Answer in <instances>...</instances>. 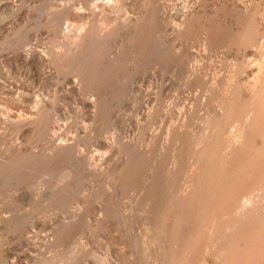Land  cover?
<instances>
[{
  "label": "rangeland",
  "instance_id": "1",
  "mask_svg": "<svg viewBox=\"0 0 264 264\" xmlns=\"http://www.w3.org/2000/svg\"><path fill=\"white\" fill-rule=\"evenodd\" d=\"M6 1L0 0V48L4 50H0L1 55L14 49L22 52V44L28 38L27 47L54 53L66 49L67 43L75 41L66 39L70 34L88 26L91 31L87 40L89 43H85L87 45L83 46L81 55L62 62L63 68L61 62L50 63L44 66L48 67L44 70L46 74L43 71H40L42 75L39 71L28 74L26 66L19 63L16 68L22 69V73L18 74L16 68L13 72L6 64L2 65L4 73L7 72L0 75V257L7 259L8 264L18 261L17 256L25 258L20 264L181 263L179 257H182L183 250L180 248H185L191 231L180 233L184 237L176 238L179 233L174 232L177 240L174 241L170 233L172 224L168 223L166 233L156 230L158 227L148 218L145 209L154 199L160 201L159 189L163 183L160 184V181L165 179L168 172L169 152L172 153L171 150L177 147L176 139H173L175 132L185 129L187 135L195 133L197 136L199 129L201 133L207 119L214 114L212 110L216 104L223 101L225 82L222 81L223 78L226 80L229 67L241 60L238 49L229 51L223 46H211L202 40L205 34L196 35V31L184 37L181 43L179 41L175 48L170 45L168 48L162 45L163 31L159 23L150 16L142 26L141 37H135L124 31L123 22L120 21L125 16L135 20L142 17L139 9H130V0H112L118 6L112 12L114 18L96 22L91 19V6L86 0H32L30 8L19 16H15L17 7L10 12L2 11L1 4ZM91 1L94 3L97 0ZM169 25L172 28L173 25ZM111 30L114 31L110 37ZM17 42L21 44L20 47ZM94 45L100 47L102 52L92 64L91 74H87L83 80V88L76 91L75 85L80 82L79 63ZM17 46L18 50L15 48ZM183 51L188 57L180 53ZM180 58L186 60L181 59L184 64H181ZM178 61L180 63H176ZM185 63L186 68L179 67V70L175 67L179 64L185 66ZM196 68H202L201 73L204 72L198 78L199 82L196 80L198 76L193 73ZM47 74L60 77L53 78L51 82ZM109 76L110 85L107 82V87L105 85L100 90L101 78ZM214 84L218 88H212ZM37 101L47 105L44 107L41 104L40 108L38 104L39 108L36 109ZM167 107L170 109L167 110ZM35 109H39L40 115L33 113ZM177 110L182 112L179 114ZM157 138L159 143L156 142ZM61 142H70L69 149L60 150L58 143ZM182 174L176 176L177 190L184 187ZM150 183L156 184L157 189ZM155 192L160 196L155 198ZM234 216L231 219L228 217L229 227ZM262 217L260 215L259 218ZM257 219L249 220L251 225L248 222L247 228L251 226V229L247 233L252 232V224L255 225ZM261 225L258 223L256 228L264 229ZM242 229L232 227L227 230V235L219 240L218 247L214 246L219 259L211 260V264H221V260H226L234 245L232 235L241 234ZM259 251L256 255L259 257H255V260L258 258L257 261L261 263L264 258ZM224 262L222 264H227Z\"/></svg>",
  "mask_w": 264,
  "mask_h": 264
},
{
  "label": "bare ground",
  "instance_id": "2",
  "mask_svg": "<svg viewBox=\"0 0 264 264\" xmlns=\"http://www.w3.org/2000/svg\"><path fill=\"white\" fill-rule=\"evenodd\" d=\"M131 1H132V6L130 9H132V11L135 9H139L142 12V17L135 20V19H132V17H130V16H127V17L125 16V18L123 20L120 19V21L123 22L122 25L125 28V30H124L125 32L131 33L135 37L140 36V34H142L141 33L142 32L141 31L142 26H144L143 24L145 23V20L147 22L148 21L147 18H149V16H150V18H152V20L154 22L159 23V26L161 27V30L163 31L162 32L163 33L162 38H161V42H162L163 46L168 47L170 45L172 48H175L174 46H176V44L179 41L181 43L182 39H184V37H187L188 35L191 36V33H193V31H196L197 34L194 33L196 35H198V34L201 35L202 33H204L205 39H202V40L205 41L207 44H210L211 46L216 45V46H219V48H220V46H223V48L226 47L227 49H229V51L233 48H237L238 49L237 54L239 55V57L241 59V60L238 59V61L240 60L239 63H235V65H233V66H230V64H229V66H230L228 69L229 74L226 77V80L223 78L225 76L222 77L223 78L222 82H225V85L223 88V93H222V95L224 94V96H222L223 101L221 102V104H220V102L218 105L216 104L215 108L212 110L214 112L212 117L211 118L209 117V120L207 119V121L205 120L206 124L203 125L204 126L203 131L200 133L199 131L201 129H199V131H198L199 134H198V132L196 133L197 136L194 135L195 134L194 132H193L194 134H192V135H187L185 132V129H183V130L181 129L179 132L174 131L176 133L175 134L176 137L174 135L175 138H173V139H176L177 147L174 150L173 149L171 150L172 153L169 152V154H170L168 157L169 161H167L169 168L167 170L168 172L166 173L165 179L163 181L158 180V181H160V184H161V182H163L161 184L162 186L159 184L161 189L158 188L159 190H161L160 191L161 197L159 198L160 201H157L154 199V201L155 202L157 201L158 203L157 202L155 203L154 201H152V203L149 204V207L147 206V209H145V210L147 211V214L149 215V217H148V215H146V217H148L150 220H153L154 221L153 224H155L156 228L158 227V229H156V230H160L162 233L167 232L168 223H169V225L172 224L173 227L171 228V232L169 231L170 227L168 228L169 229L168 231L170 233H172V235L174 234V232L179 233V235L176 234L175 238L179 237L181 235L183 236V234L180 235V233L191 231V236L188 233L190 239L189 240L187 239L188 242H187V244H185V246H184L185 248H183V247L180 248L183 250V252H182V257H179V261L181 260V263L178 262L179 264H211L210 263L211 260H214L215 258L219 259V256L217 255V253L214 249V246H217L219 244V240L222 238V236L227 235L226 234L227 230H229L232 227L234 229L237 227H242L243 228L241 231L242 233L239 232L241 234H238V233L233 234V235L231 234L232 236H234V239L231 237L233 240V243H234L233 248L231 247L230 252L228 251L229 255L227 253L228 257H226V260H224L225 258L224 259L222 258L223 260H221V262H219V261L218 262L221 264L224 261H225L224 263H227V264H264V262H261V263L258 262L257 261L258 258H257V260H255L256 259L255 257H259V256H256L258 251H259V247L261 248L260 251H261L262 257L264 258V256H263L264 255V229L259 230L258 228H256V227H258L257 226L258 223H260V225L263 224V226H264V210H263V206H262V205H264V0H167V1H170L169 3L166 0H130V2ZM86 2H87V4H89L91 6L89 14L91 15V19L93 22L100 21V20H102V21L112 20V18H114L112 15L113 14L112 12H114L115 10L118 9V6L116 5L117 3L116 4L113 3L112 0H97L94 3H92L91 0H86ZM86 2H85V5H87ZM114 2H116V1H114ZM31 3H32V0H8V1L1 4V8H2V11L5 13L8 11L10 12L11 10H14V7H17V10L15 11V16H19L22 14V12L25 9L30 8ZM11 13H8V14H11ZM65 13H69V12L66 11ZM6 15H7V13H6ZM8 19H10V18H8ZM2 23H4V21H2ZM169 24L173 25L172 28H171V25H169ZM6 25H8V24H6ZM146 27L147 26H145V28ZM4 28H5V26H4ZM92 30H93V28H92ZM89 31H91V27L88 26V27L82 29L80 32L78 31L77 33H74L73 35L70 34L66 39L69 41L70 40L71 41L75 40V41L73 43H70V42L67 43L66 49H62V50H59V51L54 52V53H45L39 49L32 48L30 46L27 47L28 41H29L28 40L29 38H28L22 44L24 47V50L22 52L21 51H15V49L13 48L14 50H11V51L9 50L7 52V54L3 53L4 55H1V53H0V75H3V73H4V69L2 67L3 63H4V65L6 64L8 66V68H10L12 71H13V69L16 68V66H18L19 63H22L26 66V69L29 72L28 74H30L32 72L35 73L38 71L41 74L40 71L44 72V70H46L48 68V67L44 68V66H47L50 63L57 64V63L61 62V67L63 68L62 62H65V60L67 61L68 59H75V58L77 59L78 56L81 55L82 50H83V46L85 45V43L88 40ZM111 31L109 32L110 37L112 36V33L114 30L112 32ZM143 34H144V32H143ZM65 36H66V34H65ZM91 36H92V34H91ZM147 37H148V35H147ZM145 39H146V37H145ZM131 40L133 41L134 39H131ZM186 42H187V38H186ZM17 43L19 44V47H20L21 44L19 42H17ZM88 43L89 42H87V44ZM184 44H186V43H184ZM94 46L95 47H93L91 51L89 50L90 51L89 54L84 59L81 60V63H79L81 65V70L79 71L80 76H78L80 78V82L75 85L76 91L81 90V88H83V86H82L84 84L83 80L85 79L87 74H89V75L91 74L90 73L91 66L94 63V61L99 58V56L102 52L100 47H98V46L96 47V45H94ZM9 47H10V45H9ZM25 47H27V48H25ZM15 48H17V50H18V46ZM84 48H86V47H84ZM5 49H6V47H5ZM0 50L2 51L3 48L1 47ZM6 50H8V49H6ZM179 50H181V49H179ZM223 51H225V50H223ZM50 52H52V51H50ZM180 53L182 55L183 54L186 55L185 52L184 53L180 52ZM162 54H163V52H162ZM2 57H3V59H2ZM165 57H166V55H165ZM191 57H189V58H191ZM226 57H228V56H226ZM181 59L182 58L179 59L180 62H181ZM226 59H228V58H226ZM192 60H193V58H192ZM179 61L176 63H180ZM190 61H191V59H190ZM182 62H181V64H184ZM165 63H166V61H165ZM204 63H205V61H204ZM186 65H187V63H185V66H180V64H179V66H175V67H178V69H179V67H185L186 68ZM189 67L187 69H189ZM201 67H202V65H201ZM178 69H176V70L178 71ZM196 69L197 70L193 73H195L198 76L196 78V80L198 81V78L201 77V74H203L204 72L201 73L202 68L201 69L196 68ZM21 70L22 69L18 68L16 71L18 74H20ZM57 70H58V68H57ZM8 71H9V69H8ZM6 72H7V70H6ZM5 73H4V75H5ZM50 73H51V71H50ZM47 75H48L49 80L52 79L51 82L54 81L53 78L55 79V77H57V76L54 77V75H51V74H47ZM110 76L105 77V78H101L102 80L100 79L101 80L99 83L100 90L103 86L105 87L107 82L109 84ZM7 77H8V75H7ZM30 77H31V75H30ZM59 77H57V78H59ZM35 78L36 77H34V79ZM87 79H88V77H87ZM190 83H191V81H190ZM190 86H191V84H190ZM7 87H8V85H7ZM106 87H107V85H106ZM194 87H195V85H194ZM211 87L214 89L218 88V87H215V84L211 85ZM4 88L6 89V87H4ZM161 88H162V86H161ZM108 89H109V87H108ZM11 90H12V88H11ZM211 91H213V90H211ZM101 93L103 94V90ZM161 93H162V91H161ZM163 93H165V92H163ZM213 93H214V91H213ZM98 94L100 95V93H98ZM102 94H101V96H102ZM220 97H221V95H220ZM19 99L22 100L21 98H19ZM221 99L222 98H220V100ZM93 100L95 102V99H93ZM192 100H194V99H192ZM98 101H100V99ZM38 102L39 101H37V106L35 107L36 109L39 108ZM19 103H21V101ZM92 103H93V101H92ZM41 104L42 103L39 104L40 108L42 107ZM95 104L96 103H94V105ZM164 104H166V103H164ZM42 105L45 107L47 104L43 103ZM179 105H181V104H179ZM198 105L202 106V104H198ZM171 106H169V107H171ZM187 106H186V108H187ZM162 107H163V105H162ZM164 107H166V106H164ZM169 107H167V110L170 109ZM173 107H175V106H173ZM192 107H193V105H192ZM91 108H93V107H91ZM36 109L33 110V113H37L38 115H40L39 109L38 110H36ZM174 110H173V113H174ZM177 111H179V110H177ZM93 112H96V111H93ZM180 112H182V111H179V114H180ZM164 114H166L165 111H164ZM153 115H154V112H153ZM195 115H196V113H195ZM207 115H209V114L207 113ZM166 116H167V114H166ZM97 117H98V114H97ZM167 117H169V116H167ZM181 118H180V120H181ZM193 126H195V125H193ZM182 128H183V126H182ZM175 130H176V128H175ZM188 132H190V131L188 130ZM157 136L158 135H156V137ZM167 136H169V135H167ZM160 138H163V137L160 136ZM64 141H66V140H64ZM156 142L159 143L160 140L157 138ZM58 144H59L58 148L60 150L69 149V145L65 142H61V144L60 143H58ZM156 145H158V144H156ZM163 145H164V143H163ZM166 146H168V145H165V147ZM170 148H171V146H170ZM57 150L58 149H56V151ZM149 150H150V148H149ZM168 150H170V149H168ZM54 152H55V149H54ZM57 152H56V154H57ZM150 152H151V150H150ZM163 153H165V152H163ZM161 154H162V152H161ZM79 155L81 156L82 154L79 153ZM59 159H60V157H59ZM78 160H79V158H78ZM88 161H90V160H88ZM84 165H86V164H84ZM165 167H167V165ZM158 172H159V170H158ZM179 173H181V174L184 173L182 175L185 178V182H184V187L181 188L180 190L178 189L179 190L178 191L177 186L175 187V181L177 180L176 176ZM153 178L155 179V177H153ZM153 178H152V180H153ZM181 179H183V178H181ZM158 181H157V185H158ZM154 183H152V184L150 183L149 185H153ZM153 186L155 187L154 189H157V187H158V186H156V184ZM180 187H181V185H180ZM145 188H146V186H145ZM154 191H156V190H154ZM155 193H154L155 198L160 196V194H158V196H157V192H155ZM148 194H149V192H148ZM148 194H146V195L148 196ZM154 196H153V198H154ZM153 198L152 199L150 198V199L153 200ZM150 199H147V200H150ZM153 203H155V204H153ZM145 207H146V205H145ZM261 210H262V212H261ZM146 211H145V213H146ZM232 215H235L233 217L234 221L233 220L230 221L231 226L229 227L227 224V221H228V217L230 216V219H231ZM260 215L261 216L263 215V217L261 219L259 218ZM254 218H256V219L259 218L260 220L257 219L258 222H256L255 225L252 224L253 225V228L251 230L252 232L247 233V230L251 229V226L249 228H247L248 222H249V220L251 221ZM249 224L251 225V222H249ZM263 226L261 225V227H263ZM254 227H255V230H253ZM169 232H168V235H169ZM234 232H235V230H234ZM230 233H228V234H230ZM174 235H173V238H174ZM170 236H171V234H170ZM175 238H174V241H177V240H175ZM179 239H183V238H179ZM170 242H172V241H170ZM221 242H225V241H221ZM175 244H176V242H175ZM222 245H225V244H222ZM260 245H263V246L261 247ZM180 254H181V251H180ZM219 255H220V253H219ZM222 255H223V253H222ZM16 256H17V254H16ZM5 257L7 258V256H5ZM17 257H18V258H16V260H18V261H16L17 263L12 262L11 264H20V261H22V258L24 256L23 257L17 256ZM171 257H170V259H172ZM8 258H9V256H8ZM24 259L25 258H23V260ZM158 260H159V257H158ZM164 260H166V259H164ZM163 263H165V262H163ZM0 264H8L7 259H4V257L3 258L0 257Z\"/></svg>",
  "mask_w": 264,
  "mask_h": 264
}]
</instances>
